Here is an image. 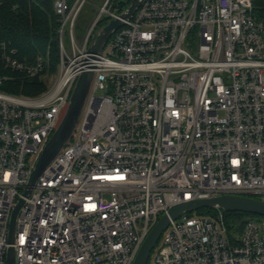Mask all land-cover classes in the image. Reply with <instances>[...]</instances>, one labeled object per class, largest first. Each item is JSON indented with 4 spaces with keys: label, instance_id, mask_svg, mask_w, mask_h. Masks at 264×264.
<instances>
[{
    "label": "built area",
    "instance_id": "built-area-1",
    "mask_svg": "<svg viewBox=\"0 0 264 264\" xmlns=\"http://www.w3.org/2000/svg\"><path fill=\"white\" fill-rule=\"evenodd\" d=\"M51 1L57 79L37 96L0 89V264L10 246L16 264H133L174 204L264 199V21L252 0H144L101 54L88 51L95 32L129 4L105 0L78 41L88 0ZM0 47L10 69L44 74L43 57ZM84 70L94 77L77 133L25 196ZM223 211L171 220L151 264H264V216L230 232Z\"/></svg>",
    "mask_w": 264,
    "mask_h": 264
},
{
    "label": "water",
    "instance_id": "water-1",
    "mask_svg": "<svg viewBox=\"0 0 264 264\" xmlns=\"http://www.w3.org/2000/svg\"><path fill=\"white\" fill-rule=\"evenodd\" d=\"M143 1L144 0H132L118 17L110 19L107 24L100 27L95 32L94 41L90 44L88 51L92 54H101L109 38L116 30L125 24L126 20H130L133 17ZM93 77V70H84L80 74L74 86L64 117L44 147L31 173L28 188L24 192L25 196L31 195L33 186L38 178L58 155L75 131L81 118ZM24 203L25 199L20 198L12 213L9 233V240L11 243L15 240L17 218ZM202 208H216L228 212H245L264 216V199L248 195L224 194L174 204L170 207L168 213H164L160 217L147 235L133 264H148L153 250L156 248L163 232L170 225L171 220L178 219L181 216ZM7 264H16V251L13 246L8 248Z\"/></svg>",
    "mask_w": 264,
    "mask_h": 264
},
{
    "label": "trees",
    "instance_id": "trees-1",
    "mask_svg": "<svg viewBox=\"0 0 264 264\" xmlns=\"http://www.w3.org/2000/svg\"><path fill=\"white\" fill-rule=\"evenodd\" d=\"M132 0H128L130 4ZM253 15L264 21V0H252ZM125 4L120 11H122ZM107 22L104 19L101 24ZM60 23L51 0H0V44L6 42L16 49V57L24 62H34L38 56L46 61L47 69L56 70L59 62ZM0 75L7 80L0 83V89L14 94L37 96L46 88L42 74L28 77L24 73L10 69L5 64L0 47ZM218 209L202 208L188 215L216 216ZM229 231H241L245 223L259 215L245 212L223 211ZM149 263V262H148Z\"/></svg>",
    "mask_w": 264,
    "mask_h": 264
},
{
    "label": "rangeland",
    "instance_id": "rangeland-1",
    "mask_svg": "<svg viewBox=\"0 0 264 264\" xmlns=\"http://www.w3.org/2000/svg\"><path fill=\"white\" fill-rule=\"evenodd\" d=\"M104 1L105 0H88L84 4V6L80 12L78 21H77V25H76V27H77L76 37H77L78 41L82 38L83 34L87 31V29L89 28L93 19L99 14L100 8H101L102 4L104 3ZM117 2H119L120 4H123V6H124L125 4H127L128 0H117ZM66 45L68 46L67 47L68 50H70V47H69L70 43H69L68 37H66ZM58 73H59V62H58L56 70L51 71L50 69H47L46 73L42 74V78L47 83L46 89H48L50 87V85L53 82H55V80L58 77ZM66 110H67V106L64 107L62 112H61L60 121L63 119ZM78 128H79V125L77 127V130H78ZM76 133H77V131H74V135ZM157 247L158 246H156V248L153 250L148 264H151L154 253L157 250Z\"/></svg>",
    "mask_w": 264,
    "mask_h": 264
}]
</instances>
